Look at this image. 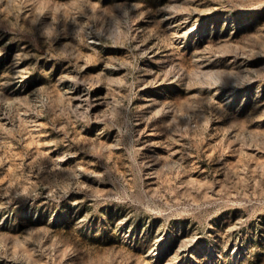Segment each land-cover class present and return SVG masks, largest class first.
I'll use <instances>...</instances> for the list:
<instances>
[{"label": "rangeland", "instance_id": "rangeland-1", "mask_svg": "<svg viewBox=\"0 0 264 264\" xmlns=\"http://www.w3.org/2000/svg\"><path fill=\"white\" fill-rule=\"evenodd\" d=\"M0 264H264V0H0Z\"/></svg>", "mask_w": 264, "mask_h": 264}]
</instances>
